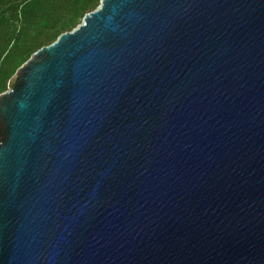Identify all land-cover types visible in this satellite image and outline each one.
<instances>
[{
    "label": "water",
    "instance_id": "water-1",
    "mask_svg": "<svg viewBox=\"0 0 264 264\" xmlns=\"http://www.w3.org/2000/svg\"><path fill=\"white\" fill-rule=\"evenodd\" d=\"M0 264H264V0H101L35 51Z\"/></svg>",
    "mask_w": 264,
    "mask_h": 264
},
{
    "label": "trees",
    "instance_id": "trees-1",
    "mask_svg": "<svg viewBox=\"0 0 264 264\" xmlns=\"http://www.w3.org/2000/svg\"><path fill=\"white\" fill-rule=\"evenodd\" d=\"M101 0H0V94L39 48L76 28Z\"/></svg>",
    "mask_w": 264,
    "mask_h": 264
}]
</instances>
